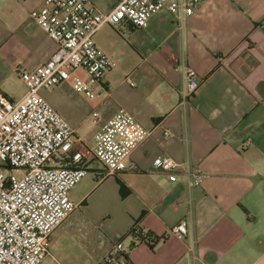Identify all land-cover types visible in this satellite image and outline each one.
<instances>
[{
    "label": "crops",
    "instance_id": "crops-1",
    "mask_svg": "<svg viewBox=\"0 0 264 264\" xmlns=\"http://www.w3.org/2000/svg\"><path fill=\"white\" fill-rule=\"evenodd\" d=\"M42 1L0 0V93L12 101L26 93L19 73L56 51L30 17ZM91 2L102 12L114 5ZM94 42L112 64L100 81L104 93L94 112L103 122L124 111L149 136L124 171L107 175L91 160L88 175L69 192L79 207L94 195L108 222L106 245L86 264H106L119 242L123 248L112 253L110 264H264V0H203L182 25L161 11L144 29L104 27ZM182 64L198 82L186 100ZM73 129L90 149L92 138L86 144ZM162 155L197 168L201 182L193 188L170 182L154 167ZM78 213L51 234L41 264L68 258L67 225ZM115 218L118 226L111 224ZM182 220L187 235L179 238L171 228ZM133 228L143 240L129 235ZM149 234L159 239L153 245L146 242Z\"/></svg>",
    "mask_w": 264,
    "mask_h": 264
},
{
    "label": "built area",
    "instance_id": "built-area-1",
    "mask_svg": "<svg viewBox=\"0 0 264 264\" xmlns=\"http://www.w3.org/2000/svg\"><path fill=\"white\" fill-rule=\"evenodd\" d=\"M202 1L114 0L113 7L102 12L91 0H43L30 12L56 51L44 64L19 73L26 88L21 99L12 101L0 93V264H41L48 254L51 234L79 208L69 192L88 175L91 160L107 175L124 171L131 153L149 136L124 111L103 122L93 112L92 121L99 127L89 149L39 91L70 83L72 90L85 98L99 99L104 93L100 81L112 66L94 42L102 28L118 30L128 23L133 29H144L161 11L182 25ZM179 71L186 85L182 94L186 100L198 88L196 73L183 64ZM129 84L135 86L131 81ZM154 167L170 182L183 180L189 188L202 180L197 168L166 155L157 158ZM132 231L133 239L140 240L138 230ZM171 234L184 238L187 222L180 221ZM122 248V243H117L103 262L112 263V253Z\"/></svg>",
    "mask_w": 264,
    "mask_h": 264
},
{
    "label": "rangeland",
    "instance_id": "rangeland-1",
    "mask_svg": "<svg viewBox=\"0 0 264 264\" xmlns=\"http://www.w3.org/2000/svg\"><path fill=\"white\" fill-rule=\"evenodd\" d=\"M101 1L110 3L111 0ZM77 75L83 76L82 72H77ZM21 90L23 89L20 88ZM39 95L55 108L73 128L78 129L84 143H89L95 127L91 115L95 110L97 100L85 98L73 91L67 84L41 89ZM18 175H22V172ZM80 186L76 187V192L80 191ZM78 212L80 213L78 219L68 222L67 225V229H70L66 236L67 244L70 247L68 245L65 247L68 251V258H56L61 264H86L88 258H91L94 252H100L108 241L104 231L105 224L107 225L108 222L104 218L102 205L97 202L94 195L78 208ZM111 224L118 226L119 220L115 218ZM84 242L88 244L94 242L93 247L88 250L86 247L79 248L78 245ZM64 253L66 252L64 251ZM47 262L48 260L45 263Z\"/></svg>",
    "mask_w": 264,
    "mask_h": 264
},
{
    "label": "trees",
    "instance_id": "trees-1",
    "mask_svg": "<svg viewBox=\"0 0 264 264\" xmlns=\"http://www.w3.org/2000/svg\"><path fill=\"white\" fill-rule=\"evenodd\" d=\"M119 192H120V196H121V197H125V196L127 195V193H128V192L124 189L123 186H120ZM129 235H131V236H135V232L131 230L130 233H129ZM139 239H140V240H143L142 237H140ZM158 240H159V239H158L157 237L153 236L152 234H149V235L147 236L146 242L149 243V244H151V245H153V244L156 243Z\"/></svg>",
    "mask_w": 264,
    "mask_h": 264
}]
</instances>
